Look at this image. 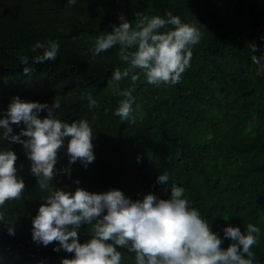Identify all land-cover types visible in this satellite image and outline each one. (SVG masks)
<instances>
[{"label":"trees","instance_id":"trees-1","mask_svg":"<svg viewBox=\"0 0 264 264\" xmlns=\"http://www.w3.org/2000/svg\"><path fill=\"white\" fill-rule=\"evenodd\" d=\"M166 10L195 26L196 18L203 19L201 39L191 46L181 79L149 84L136 69L137 81L112 82L111 72L127 62L120 58L119 45L93 58L89 49L95 37L118 25L120 14L135 26L138 13L163 16ZM262 37L264 0H76L74 5L0 0V115L13 95L49 105L59 99L61 119L89 121L95 158L86 168L79 159L72 162L70 176L57 172L52 178L56 187L119 188L132 199L147 192L167 198L170 188L156 179L167 170L221 236L222 247L233 242L223 235L226 225L243 232L248 222L258 224L261 232L251 250L255 264H264V134L255 131L264 129V74H257L253 59L264 60ZM46 39L60 44L55 61H33L42 52L32 50L35 42ZM20 56L28 58L29 73ZM127 87L134 97L130 121L114 115L122 98L117 88ZM83 92H90L98 105L89 109ZM37 115L43 118L47 111ZM22 127L23 122L12 123L14 133ZM67 139L57 151L56 170L69 166ZM0 146L16 153V174L24 180L21 196L5 201L2 209L6 219H14L15 231L9 234L8 225L0 222V264H60L71 258L73 253L63 248L54 250L58 241L43 245L32 239V218L44 203L43 193L24 146L7 139ZM88 227L81 224L79 242L90 239ZM114 246L122 252L121 264H134V253Z\"/></svg>","mask_w":264,"mask_h":264},{"label":"clouds","instance_id":"clouds-1","mask_svg":"<svg viewBox=\"0 0 264 264\" xmlns=\"http://www.w3.org/2000/svg\"><path fill=\"white\" fill-rule=\"evenodd\" d=\"M75 4L76 0H67ZM140 18L135 26L120 14V23L113 24L112 30L95 37L94 46L89 49L93 58L102 51L119 45L120 58L127 62L124 68H115L110 80L120 82L130 77L137 81L140 69L149 84H176L181 74L190 65L191 46L199 43L200 29L183 22L179 15L165 11L163 16L151 17L138 13ZM166 25L172 27L161 31ZM264 39V37H262ZM256 45H251L255 49ZM60 44L55 39L37 40L33 51L41 49L33 61H55ZM134 49V50H130ZM257 74H264V60L253 55ZM24 64L23 71H32L26 56L19 57ZM118 106L114 115L130 121L134 97L130 87L117 88ZM88 108L98 105L90 92L81 93ZM61 101H27L13 95L0 115V142L7 139L24 146L31 161L30 170L36 177V184L43 193L36 215L32 218V239L43 245L53 240L59 242L58 251L63 248L73 253L64 257L60 264H121L122 252L114 245L126 246L134 253V264H255L251 246L258 242L261 228L248 222L242 232L239 226L226 225L224 237L233 241L222 247V238L209 226L197 207L190 204L184 195V188L175 182L167 170L157 176V182L170 188L167 198L153 192L142 198L132 199L119 188L94 192L82 187L69 191L56 187L52 178L57 172L71 175L70 165L80 160L86 168L94 160L93 130L87 119L68 122L57 115ZM42 109L47 115H37ZM11 122V123H10ZM26 127L13 132L12 123ZM67 139L69 166L54 169L58 149ZM16 153L0 146V222L8 225L7 231L14 235V219H6L3 211L5 201L18 199L24 189V180L17 176L14 166ZM171 181V183H170ZM79 184V180H74ZM87 224L90 239L78 241L81 224ZM71 238V239H69ZM42 264V262H39Z\"/></svg>","mask_w":264,"mask_h":264},{"label":"rangeland","instance_id":"rangeland-1","mask_svg":"<svg viewBox=\"0 0 264 264\" xmlns=\"http://www.w3.org/2000/svg\"><path fill=\"white\" fill-rule=\"evenodd\" d=\"M202 21H203L202 18H196V19H195L196 26H197L199 29H200V25H201ZM255 131H256V135H257V136L264 134V129L256 128ZM240 156H242V155H240Z\"/></svg>","mask_w":264,"mask_h":264}]
</instances>
